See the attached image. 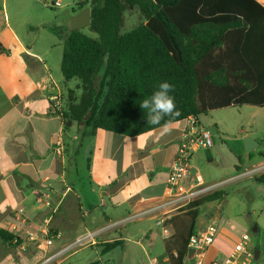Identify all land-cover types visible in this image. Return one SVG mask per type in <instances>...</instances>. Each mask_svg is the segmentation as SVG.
Masks as SVG:
<instances>
[{
    "label": "crops",
    "instance_id": "1",
    "mask_svg": "<svg viewBox=\"0 0 264 264\" xmlns=\"http://www.w3.org/2000/svg\"><path fill=\"white\" fill-rule=\"evenodd\" d=\"M257 1L264 6V0ZM36 25L33 21L12 24L7 15L0 24L4 48L0 55V264H44L68 247L49 264H124L109 257L133 236L142 237L135 244L145 255L159 251L160 241L164 255H148L150 264H170L165 243L174 230L166 221L175 211L167 206L174 194L168 178L189 120L170 125L167 133L160 128L137 137L94 132L70 116L66 122L62 110L68 107L70 91L80 95V83L74 89L72 81H65L61 66L52 68L50 53L56 44H42L38 37L42 26ZM57 98L62 101L61 114L53 106ZM202 116L195 118L197 123L215 136L216 125L204 124ZM212 149L194 152L188 181L264 186L241 165L228 175L224 169H206L213 162L223 163L224 153L218 149L214 161ZM224 202L206 203L201 209L202 228L220 225L203 264L224 260L234 241L248 234L247 219L224 214ZM137 215L141 216L130 220ZM42 229L52 244L29 243L27 234L39 235ZM1 231L20 243L8 244ZM113 243L118 245L113 248ZM88 250L93 256L84 262ZM187 264H195V259L189 258Z\"/></svg>",
    "mask_w": 264,
    "mask_h": 264
},
{
    "label": "trees",
    "instance_id": "2",
    "mask_svg": "<svg viewBox=\"0 0 264 264\" xmlns=\"http://www.w3.org/2000/svg\"><path fill=\"white\" fill-rule=\"evenodd\" d=\"M78 6L80 12L91 9L89 29L97 38L51 28L64 43L65 81L79 79L83 91L75 101L70 91L62 110L66 122L70 116L94 132L137 137L170 119L173 125L224 108L264 107V6L257 0H79ZM132 8L141 11L146 23L124 33ZM164 81L174 86L180 115L151 125L140 103ZM254 180L264 184V175ZM226 196L220 190L210 193L166 221L174 230L165 243L170 264H187L202 207ZM1 237L10 245L20 243L6 231Z\"/></svg>",
    "mask_w": 264,
    "mask_h": 264
},
{
    "label": "rangeland",
    "instance_id": "3",
    "mask_svg": "<svg viewBox=\"0 0 264 264\" xmlns=\"http://www.w3.org/2000/svg\"><path fill=\"white\" fill-rule=\"evenodd\" d=\"M55 1L0 0V24L5 21V16L7 15L12 24L23 25L33 21L37 24V27L42 26L38 33L39 40L43 41L42 44L45 41L55 42L56 47L50 53V65L53 69L60 70L64 43L49 29H65L69 19L75 16L74 14H79L80 11L78 6L79 0H59L62 4L61 7H54L53 4ZM82 1L85 2L87 0ZM142 23H146L145 17L138 8H132L126 12L123 32H129ZM31 27H29L30 30ZM82 31L92 38L98 37L89 28L83 29ZM71 83L75 89V86L80 83V80L74 79ZM78 92L80 95L78 96L77 93L75 95L73 94L75 97H71L70 101L79 99L83 91L80 89ZM201 120L206 125H216V134L215 129L212 128L215 136L210 131L214 140L213 149L211 148L214 161L216 160L217 156L215 154H217L218 149L224 153L222 165H217L216 162H213L206 169H224L223 172L225 171V174L228 175L233 172L232 169H236L237 166L241 165L244 171L249 169L247 172L248 176L253 177V179L254 177L264 175V163L256 165L259 162H264V158L261 157H264V107L240 106L214 110L207 115H203ZM245 135L260 143V147L251 154L246 152L244 144ZM255 169L260 171L250 173ZM243 185L246 184L231 182L225 186H218L213 192L220 190L227 193L225 204L223 205L224 214L232 218L241 216L247 219V233L251 239V247H254L252 249L255 255L256 251H260V258H254L250 264H264V186ZM241 200L242 202H240ZM130 226L133 227V224ZM219 226L218 224V228ZM255 226L258 227L257 233L252 231ZM139 238L142 237H129L131 241H126L123 248L117 249L109 257L111 258L110 261H123L122 263L124 264H150L148 255H150V258L164 255V252L160 251V249L162 250L160 248V241L159 251L145 255L135 244ZM145 245L148 246L146 242ZM147 251L149 252V249ZM83 254L86 255L83 261L90 262L88 257L92 258L93 252L88 250Z\"/></svg>",
    "mask_w": 264,
    "mask_h": 264
},
{
    "label": "built area",
    "instance_id": "4",
    "mask_svg": "<svg viewBox=\"0 0 264 264\" xmlns=\"http://www.w3.org/2000/svg\"><path fill=\"white\" fill-rule=\"evenodd\" d=\"M53 6L61 7V1L56 0ZM53 106L55 110L60 111L62 109L61 99H54ZM188 120L189 126L184 131L174 166L168 178V184L171 191L174 192L167 203V206L169 205L171 207V211H178L186 207L191 202L212 193L219 186L206 185L201 178L188 181L190 175L189 161L194 152L198 149L210 150L214 146V140L210 130L201 127L193 117ZM257 171L258 170L255 169L250 173H256ZM140 216L141 215H137L136 217L130 218V220ZM162 224L163 221H160L159 225ZM218 233V225L216 223H211L201 228L196 235L192 236L189 242V250H195L193 257V259H195V264H203L206 251L213 245L218 237ZM47 235L48 232L42 229L39 235L33 232L28 233L27 240L29 243H48L51 245L52 241L45 237ZM68 249L69 247L59 252V254L47 258L44 264H49L56 256L63 255ZM254 258L255 253L251 247V239L248 234H245L240 238L231 253L224 260L215 262L214 264H250Z\"/></svg>",
    "mask_w": 264,
    "mask_h": 264
},
{
    "label": "clouds",
    "instance_id": "5",
    "mask_svg": "<svg viewBox=\"0 0 264 264\" xmlns=\"http://www.w3.org/2000/svg\"><path fill=\"white\" fill-rule=\"evenodd\" d=\"M174 86L167 81L156 85L152 95L140 103L142 110H146L147 123L151 125H161L165 117H177L180 115L176 108L175 97L172 95ZM172 120H167L161 127L167 133Z\"/></svg>",
    "mask_w": 264,
    "mask_h": 264
},
{
    "label": "water",
    "instance_id": "6",
    "mask_svg": "<svg viewBox=\"0 0 264 264\" xmlns=\"http://www.w3.org/2000/svg\"><path fill=\"white\" fill-rule=\"evenodd\" d=\"M90 26H91V9L90 8H86L83 11H81L79 14L71 17L67 24V28L69 32L82 31L83 29L89 28ZM244 144H245L246 152L248 154H251L253 151H255L256 149L260 147V143L250 137H245ZM47 215L48 214L45 213L42 219H44V217ZM199 225H200V228L204 226V224H202L201 221L199 222ZM252 231L254 233H257L258 227L255 226ZM194 254H195V250L190 249L189 258H193ZM259 256H260V251H256L255 258L259 259Z\"/></svg>",
    "mask_w": 264,
    "mask_h": 264
}]
</instances>
